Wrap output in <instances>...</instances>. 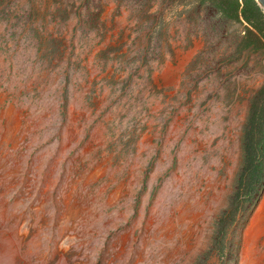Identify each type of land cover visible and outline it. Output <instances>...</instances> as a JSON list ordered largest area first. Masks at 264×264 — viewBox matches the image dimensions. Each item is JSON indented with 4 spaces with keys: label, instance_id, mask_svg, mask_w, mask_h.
<instances>
[{
    "label": "rangeland",
    "instance_id": "374dc122",
    "mask_svg": "<svg viewBox=\"0 0 264 264\" xmlns=\"http://www.w3.org/2000/svg\"><path fill=\"white\" fill-rule=\"evenodd\" d=\"M248 29L214 0H0V264H264Z\"/></svg>",
    "mask_w": 264,
    "mask_h": 264
},
{
    "label": "trees",
    "instance_id": "16d2710c",
    "mask_svg": "<svg viewBox=\"0 0 264 264\" xmlns=\"http://www.w3.org/2000/svg\"><path fill=\"white\" fill-rule=\"evenodd\" d=\"M223 16L248 25L247 48H264V13L254 0H214ZM243 180L250 192L262 193L264 182V85L253 98L243 139Z\"/></svg>",
    "mask_w": 264,
    "mask_h": 264
},
{
    "label": "water",
    "instance_id": "95a60500",
    "mask_svg": "<svg viewBox=\"0 0 264 264\" xmlns=\"http://www.w3.org/2000/svg\"><path fill=\"white\" fill-rule=\"evenodd\" d=\"M264 13V0H254Z\"/></svg>",
    "mask_w": 264,
    "mask_h": 264
},
{
    "label": "bare ground",
    "instance_id": "6f19581e",
    "mask_svg": "<svg viewBox=\"0 0 264 264\" xmlns=\"http://www.w3.org/2000/svg\"><path fill=\"white\" fill-rule=\"evenodd\" d=\"M262 213V212H261ZM264 220V214L260 216V221Z\"/></svg>",
    "mask_w": 264,
    "mask_h": 264
}]
</instances>
